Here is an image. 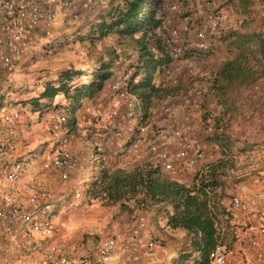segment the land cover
<instances>
[{"label": "clouds", "instance_id": "clouds-1", "mask_svg": "<svg viewBox=\"0 0 264 264\" xmlns=\"http://www.w3.org/2000/svg\"><path fill=\"white\" fill-rule=\"evenodd\" d=\"M197 2L200 10L196 15L205 20L199 31L191 29V35L200 41V46L185 49L179 44L158 50L153 43V33L160 34L157 26L145 33L143 28L132 30L136 25L124 21L133 0H82L83 11L75 19L68 15L65 0H0V61L19 73L20 64L65 31L76 38L99 41L92 58L80 66L97 68L102 73L97 80L98 96L110 106L109 114L116 120L114 124L109 120L112 127L106 133L104 162L125 172L133 166L142 168L154 163L158 157L161 163L171 160L177 168L185 159L191 160L183 154V147L188 145L180 146L179 142V157L165 158L157 152L155 149L168 141L163 139L160 128L153 126L163 124L164 132L175 136L183 132L181 139L187 141L193 129L206 133L209 128L206 122L195 121L193 113L209 114L218 120L221 131H227L234 144L264 141V0ZM217 8L220 11L213 17ZM170 11L166 5L154 16L159 19ZM221 16L225 17L223 24ZM213 19L215 28L211 27ZM84 21L87 31L76 33L74 29ZM31 67L41 68L44 63L38 60ZM34 79L31 73L5 77L4 84L15 89L8 99L26 100L42 91L41 87L32 90ZM90 79L82 77L80 82L88 83ZM60 102L65 103L63 94ZM67 127L62 114L50 119L39 109L33 111L18 103L0 109V174L9 181L13 177L38 180L41 176L55 180L56 196L62 203L53 227L60 218L78 211L81 204L66 190V186L80 183L72 171L74 165L68 164L75 152L69 154L63 147ZM173 129L179 130L173 133ZM46 152H55L65 162H53ZM31 244V240L21 237L0 248L8 257L5 261L0 256V264H34L41 245L38 241L30 247Z\"/></svg>", "mask_w": 264, "mask_h": 264}, {"label": "trees", "instance_id": "trees-1", "mask_svg": "<svg viewBox=\"0 0 264 264\" xmlns=\"http://www.w3.org/2000/svg\"><path fill=\"white\" fill-rule=\"evenodd\" d=\"M70 3L71 0H68L66 4V7L69 6L70 9H72L68 15L75 19L83 11L81 8L82 0H75V5H79L76 8H73L74 5ZM166 5L170 7L168 0H133L131 4L132 10L128 16L124 18V21L136 25L132 30L143 28L145 33H147L157 26L160 32L161 28H164L163 22L166 15H161L160 18L157 19L154 14L158 10L164 9ZM86 23L87 21H84L79 27H76L74 31L76 33H80L81 29L87 31L85 27ZM72 27L73 26L70 24L69 28ZM170 33L171 30L168 31L167 38H169ZM153 34L155 35L153 41L156 43L158 50L167 49L165 45L161 43V37L159 38V35ZM175 37H177V34ZM77 45L83 49L84 53L81 54L80 51L76 49ZM188 45L195 47L194 42L188 43ZM98 46L99 41L86 40L85 37L76 38V36L69 31L61 33V37L54 38L53 41L42 44L40 46V52L31 56L32 64L35 60L40 58L44 66L50 67L51 64L48 63V60L65 53L66 57L70 56L71 59L66 62L68 67L61 66L63 64H57L50 72L46 71L49 73L54 72L53 74L38 78L35 85L36 87L42 85V91L35 96L29 97L28 99H30V101L25 102H28L27 105H30L33 111L38 109L41 110L43 107H46V116L50 111H60V113L66 117L68 125L66 133L70 139L74 137L76 126L80 124L84 129L83 132L80 130L78 131L79 137L85 138L84 141L82 140L83 142L88 141L87 139H89L88 136L90 135H88L87 132H91L89 128L94 126L97 134H100L94 135L102 137L98 143L99 145H97L99 147L96 149V155L99 156L100 160H104L105 146L108 145L106 133L112 125H107V127L95 125L99 119V115L96 113L92 114L93 119L87 125H84L81 124L79 114L83 101L99 94L97 91L99 87V85H97V80L102 75L100 69L91 68V70H89L80 66L85 60L92 58L93 49ZM183 47L185 49L188 48L187 45H183ZM73 58H79L80 63L72 61ZM103 67L104 65H101V68ZM38 70L40 71V69ZM28 72L33 76L40 74L36 69H32V67ZM15 73H17V70H15ZM82 77H90L91 79L88 83H81L80 79ZM157 79H159V77ZM102 83L103 81H101V84ZM12 91H15V89ZM61 94H63L65 103L60 102ZM20 101L22 100L16 102L21 103L20 106L24 107L25 105ZM105 115L107 117L106 122L109 119L112 120L113 124L116 123L115 118L110 116L109 109L106 111ZM211 136H214V134ZM262 143L263 146L250 147L246 148V150H263L264 141H262ZM95 146H93V148H95ZM84 148L86 149V147ZM259 155H261L260 158L264 160V154ZM89 156L90 158L95 157L94 155ZM229 158H220L217 164H214L213 167H209L208 170L203 168L198 169L189 182L174 178V175L166 172L157 161L154 163H147L142 168L133 166L132 170L128 172H125L122 168L108 169L106 164L102 162L97 175L94 174V166L89 165L87 166V170L91 167V173L89 174L91 178H83L82 180L84 183H82V187H80V183L78 186H75L76 188L72 195L75 191L81 189L82 196L80 198L82 199L91 200L100 198L114 204H119L120 211L134 213L135 215L133 218L139 215H144L146 217L147 225L138 235V239L141 242L139 246L131 252L133 253V257H138L140 253L146 252L153 255L154 249H149L147 243L150 240L156 243L153 238L151 227L161 222L162 227L167 226L173 230L184 231V233L181 234L184 236L183 241L185 244L184 246L172 248L168 254V262H163V258L156 259L155 257H151L148 264H153L152 262H154V260L163 262V264H202L208 250L216 244V235L211 214L208 209V202H213L215 205L228 196L226 185L229 181L225 174L232 165ZM73 164H75L74 156ZM86 176H88V174ZM57 213L58 209L54 211V215ZM175 240L178 239L175 238ZM37 241L40 242L41 240L36 238L32 242ZM158 245L163 247L166 245L168 246V243H164V241L161 240Z\"/></svg>", "mask_w": 264, "mask_h": 264}, {"label": "built area", "instance_id": "built-area-1", "mask_svg": "<svg viewBox=\"0 0 264 264\" xmlns=\"http://www.w3.org/2000/svg\"><path fill=\"white\" fill-rule=\"evenodd\" d=\"M170 7L175 8V5L172 4ZM218 13L219 11H214L212 13L213 17ZM224 18L221 16V24ZM8 19H11V17H8ZM211 27H216L215 19L212 20ZM196 30L199 31V28H196ZM176 34L177 30L172 29L167 40L173 41ZM199 43L198 39L194 40L195 47H199ZM15 70V67L0 61V82L5 77L9 78ZM9 106L14 107L15 105L2 102L0 98V109ZM57 114L62 113L57 110L50 111L47 117L54 119ZM178 130L173 129V133ZM160 134L164 136L163 130H160ZM171 135L180 142L181 146L188 145L183 147V154L191 157V160L185 159L179 168L171 160L161 163L160 158H157V162L160 163L161 167L175 176L185 173L188 167L194 164L192 161H196L201 157L203 147L199 140L194 139L195 142L190 144L188 141L193 139L188 137L187 141L182 140L183 132L180 133V136ZM69 139L70 137L66 133L63 147L67 153L71 154ZM52 147L55 148L56 145ZM155 150L165 158L172 156L164 147ZM253 150V153L247 154H264V149L260 151ZM45 155L51 157L53 162L57 159L60 163L65 162V158L57 157L55 152H46ZM173 155L179 157L182 153L177 150ZM68 164L73 165V155L68 160ZM19 178L13 177L9 181L4 174H0V235L13 234L14 236L16 234L18 239H21L17 232L25 230L40 239L39 244L41 247L35 254L34 264H89L90 259L80 254L82 245L78 242L72 239L58 240L54 238L58 231L68 232L69 226L65 221L60 220V223L53 227L54 218L51 214L54 211L55 203H52L53 195L51 191L47 189L32 190L24 200H21L15 193L11 192L12 186ZM248 180L252 184V187H249L250 189L247 188L242 192L237 190L239 189L237 187H231L228 192L226 191L228 196L219 203L214 205L213 202H208V209L216 235V244L208 250L202 264H264V168L261 169L259 175L241 180L238 184L246 185ZM73 196L80 198L82 196L81 189L75 191ZM146 225V217L139 215L128 222L123 231L102 235L95 246L94 260L98 264H116L120 252L132 251L139 246L141 241L138 239V235ZM36 243L32 242L30 247ZM155 246V242L148 241L147 247L149 249Z\"/></svg>", "mask_w": 264, "mask_h": 264}, {"label": "rangeland", "instance_id": "rangeland-1", "mask_svg": "<svg viewBox=\"0 0 264 264\" xmlns=\"http://www.w3.org/2000/svg\"><path fill=\"white\" fill-rule=\"evenodd\" d=\"M194 0H168V3L170 5L174 4L175 8H171V11L166 14V17L164 19V28H161L159 38L161 37V43L165 45L166 48L175 47L179 44H183L184 46L187 45V47H193L189 46L188 43L194 42L195 39L192 38L191 35V29L193 27L199 28L201 25L204 17L200 15H196L198 12V9L194 8L193 4ZM212 2V1H209ZM211 4V3H210ZM223 6V5H222ZM214 11H220L219 8L215 9ZM167 12V11H166ZM225 20V18H224ZM224 20L222 21L224 23ZM231 21V20H229ZM222 23V24H223ZM231 23V22H230ZM176 29L177 30V37L174 38V41H168V31ZM107 42V41H106ZM154 43V41H153ZM156 45V43H154ZM66 46V45H65ZM80 53H84L83 49L79 45H77L76 48ZM62 57L59 60H56L54 58H51L48 61H52L49 66H44L41 68H37L36 71L39 72V75H35V79L33 80V91L36 87V82L38 78H43L42 76H47L52 73H49L53 68L57 66V64H64L67 61H69L71 58L66 57V53L63 55H57ZM56 56V57H57ZM42 62V60L37 59L33 62L35 64L37 61ZM72 61L76 63H80L79 58H73ZM32 64V65H33ZM40 69V71L38 70ZM49 71V72H46ZM35 72V71H34ZM19 73H15V75H18ZM14 75V76H15ZM25 101L28 100H22V104H24ZM115 104V102H113ZM64 105V104H63ZM30 106V105H28ZM62 106V105H61ZM31 110V106H30ZM62 110V109H61ZM42 114L46 115V107H43V109L40 110ZM83 112H87V107L82 109ZM60 112V111H59ZM79 116V115H78ZM154 129L156 127H159L158 125L153 126ZM92 128V129H91ZM81 129H84L80 124L76 126L74 137H71L69 142L70 150L75 152L74 156V163H78L80 166H94L93 171L94 174L97 175L98 169L101 166L102 162H104L103 159L100 160L99 156L96 155V152L98 149L100 138L97 135V131L95 130L94 126H91L89 130L91 132H87L89 139L88 141L83 142L79 138L78 131ZM83 132V130L81 131ZM94 134H97L96 136ZM93 136V137H92ZM92 137V138H91ZM45 144H47V141H45ZM96 145V146H95ZM102 145V144H100ZM95 146V148H93ZM86 147V149L84 148ZM92 147V148H91ZM89 155H96L95 159L90 158ZM242 158L239 157H230L229 161H231V167L227 170L225 176L228 179L229 183L226 185V191L228 192L229 189L232 188H239V189H247L250 186L252 187V184L250 180L247 181L246 185H239L238 183L241 180H247L249 178H252L255 175H259L262 168H264V160L259 159L261 155H255V154H247L242 155ZM260 165V166H256ZM261 167V168H259ZM47 182H44L46 181ZM238 184V185H237ZM249 185V186H248ZM76 185H68L66 186V190H70V194L72 195ZM87 186V185H86ZM45 188L49 191H51L53 195L52 203L56 204V207L58 209L57 214H51L54 218V221L57 220L58 217H60L61 212V201L57 199L56 192H57V185L55 180L50 179L48 177L41 176L38 180H24L22 178H19L15 183L14 186L11 188V192L15 193L16 196L24 200L29 192L32 190H39ZM250 189V188H249ZM67 199V197H65ZM80 199L81 204L78 207V211L69 213L67 216L60 218V220L65 221L68 226L69 230L68 232H62L58 231V233L54 236L55 239H63V240H75L80 245H82L80 254H82L84 257L90 259L89 264H98L93 256H94V250L95 246L99 240V238L104 234H113L117 233L119 231H123L127 225L128 222H130L132 219H134V213H131L129 211H120L119 210V204H114L111 202H108L106 200H102L100 198L96 199ZM162 223L158 222V224H154V227L161 226ZM162 229V228H160ZM145 231V230H143ZM24 232V233H23ZM141 232V231H140ZM23 234V235H21ZM168 246L164 247H154L153 255L146 253H140L138 257H133L131 253L132 251H126V252H120L119 256L117 258L116 264H148L151 257L157 258H163V262L169 261V252L172 250V248L184 246L185 242L183 241L184 236L179 231L171 232V234H167ZM10 236V235H8ZM7 236V237H8ZM20 236L23 237L25 240H31L34 241L37 237L33 235L32 233H27L25 230L20 232ZM154 241H156V245L159 244L160 238L156 236V234H153ZM177 238L178 240H175ZM20 241V239H19ZM119 260L120 263H119ZM163 262H160L158 260H154L152 262L153 264H163Z\"/></svg>", "mask_w": 264, "mask_h": 264}, {"label": "crops", "instance_id": "crops-1", "mask_svg": "<svg viewBox=\"0 0 264 264\" xmlns=\"http://www.w3.org/2000/svg\"><path fill=\"white\" fill-rule=\"evenodd\" d=\"M212 0H203L204 3L206 4H210L212 2H209ZM68 0H66V4H67ZM73 6V8H76L79 5H75V0H71V3ZM194 4V8L200 10V6L197 2V0H194L193 2ZM67 6V5H66ZM68 9V13H70L72 11V9H70V7H67ZM230 20V19H229ZM232 22V21H229ZM57 23H59V21H57ZM31 64H32V58L31 56L29 57V59L27 61H25L23 64H20V72L19 75H28L29 74V69L31 68ZM15 74L12 73V76ZM10 78V77H9ZM38 87L42 88V85H39ZM0 89H3V91H0V98L2 102H6V103H11L16 105L17 102L16 101H12L8 99V95L10 93H12L13 88L11 87V85H5L4 84V80L2 82H0ZM40 92V91H39ZM38 92V93H39ZM99 95V94H98ZM95 96L89 99H85L83 101L82 107L80 109V120H81V124L87 125L92 119L93 116L92 114H98L99 115V119L97 120L98 122L95 123V125H101L104 127H107V125H111L109 124V119L107 120L106 117V111H108L109 109V105L105 104L103 101H101V99L99 98V96ZM26 103V104H25ZM24 105H27L28 102H25ZM21 105V103H18ZM84 107H87V112H83L82 109H84ZM193 118L195 121H204L209 125L208 131L206 133H198L195 129H193V135L189 136V138L191 139H196L199 140L202 143V147H203V153L201 155L200 158H198L195 163L191 166L188 167L187 171L185 173H181L179 175H175L174 178L179 179L181 181L184 182H189L192 177L193 174L198 170V169H206L208 170L209 167H213L214 164H217V162L219 161V159H224V158H229V157H239L242 158L245 153L247 155V153H253L254 150H246V148H250V147H260L263 146L262 141H251L248 144H243V145H239V144H234L232 137L228 135L227 131H221V125L219 124V121H214L209 114H204V115H197L196 113H193ZM177 119H179V114H177ZM96 120V119H95ZM160 126V130L164 132V125L163 124H159ZM214 129V130H213ZM214 136H211L213 135ZM163 139L165 141H168L167 143H163L161 145V147L166 148V150L171 154H175V152L178 150L177 147V142H179L178 140H176L171 134L169 133H165L164 132V136H162ZM179 145L181 146L180 142ZM107 147V145L105 146ZM105 163V162H104ZM74 167L72 168V171L75 173V178L78 179L80 181V187H82V183H84V181L82 180L84 179H90L91 176L89 175L91 172V167L89 168V170H87V165L86 166H80L78 165V163L73 164ZM106 167L108 169H114V166H110L106 164ZM88 174V176H86ZM44 182H47L44 181ZM76 185V184H74ZM79 185V184H78ZM76 185V186H78ZM45 189V188H44ZM239 191H244V189H237ZM56 205L54 206V211L57 210L56 209ZM53 211V214H54ZM152 229V234H156V236H158V238H160V241H164V243H168V241H166L165 239H167V234H171V232L174 231H179L180 233H184V231L182 230H173L168 228L167 226L162 227V229L156 227H151ZM20 236V232H17ZM23 235V234H21ZM6 234L4 235H0V248H5L8 247L10 244H12L14 241H19L18 237L16 236V234H13L8 236ZM21 240V239H20ZM164 245V244H163ZM155 247H159V245H156ZM162 247V246H160ZM164 247V246H163ZM0 256H2L4 258L5 261H7L8 257L0 252ZM121 260H119L120 262Z\"/></svg>", "mask_w": 264, "mask_h": 264}]
</instances>
